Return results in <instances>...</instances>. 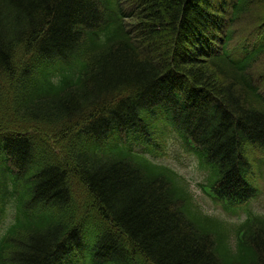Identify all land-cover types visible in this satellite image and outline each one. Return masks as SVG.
I'll list each match as a JSON object with an SVG mask.
<instances>
[{
  "label": "trees",
  "instance_id": "1",
  "mask_svg": "<svg viewBox=\"0 0 264 264\" xmlns=\"http://www.w3.org/2000/svg\"><path fill=\"white\" fill-rule=\"evenodd\" d=\"M263 14L264 0H0V264H264V216L224 223L137 150L176 137L205 193L257 194Z\"/></svg>",
  "mask_w": 264,
  "mask_h": 264
},
{
  "label": "rangeland",
  "instance_id": "2",
  "mask_svg": "<svg viewBox=\"0 0 264 264\" xmlns=\"http://www.w3.org/2000/svg\"><path fill=\"white\" fill-rule=\"evenodd\" d=\"M264 17L260 15L259 21ZM258 21V22H259ZM248 24L254 23V18L251 17L247 21ZM260 24V23H259ZM263 28L264 25H258V28ZM159 161L168 164L178 170L180 174L184 177L186 182H188V188L192 195L196 198L197 203L201 206V208L208 214L215 215L221 218L228 219L230 221H238V217H245L244 211H239L237 214H233L226 210L220 203H215L211 201L208 197H205L200 192V188L198 183L204 180L205 171L200 169L196 159L189 153H183L179 147V143L171 139L167 143V148L165 154L157 158ZM261 175V173H258ZM264 178V171H263ZM261 193L259 197L251 201L248 206L245 207L246 212L251 210L256 213L264 214V181H261Z\"/></svg>",
  "mask_w": 264,
  "mask_h": 264
}]
</instances>
